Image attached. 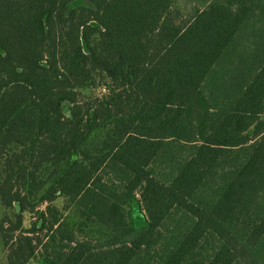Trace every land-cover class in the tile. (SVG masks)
Segmentation results:
<instances>
[{"label": "trees", "instance_id": "16d2710c", "mask_svg": "<svg viewBox=\"0 0 264 264\" xmlns=\"http://www.w3.org/2000/svg\"><path fill=\"white\" fill-rule=\"evenodd\" d=\"M263 112L264 0H0L8 264H264Z\"/></svg>", "mask_w": 264, "mask_h": 264}, {"label": "rangeland", "instance_id": "374dc122", "mask_svg": "<svg viewBox=\"0 0 264 264\" xmlns=\"http://www.w3.org/2000/svg\"><path fill=\"white\" fill-rule=\"evenodd\" d=\"M98 93H101V90H97ZM86 93V91H85ZM86 95V94H85ZM71 105L70 104H66L65 105V110L69 113ZM262 117L264 118V112L262 114ZM1 167H0V174H1ZM52 205L56 206L59 210V212L62 215H67V213L70 211V207H68V202L67 200L63 197V196H59L57 197ZM46 206V204H42L40 207V209H43ZM132 207H133V214H134V218H135V222L136 225L138 227H142L144 225V220L143 217L141 215V213L138 210V206H137V202H133L132 203ZM19 211V206L17 203H14L13 207H7L5 206L2 201L0 200V222L3 219H6L7 217L11 218V219H15V213ZM37 217V214L34 212H30V211H25L23 213V226L25 229L31 227L33 221H35ZM40 250L38 253H36V255L27 263V264H46L43 262L41 255H40ZM0 264H8V250L5 247L4 243H3V239L1 237L0 234Z\"/></svg>", "mask_w": 264, "mask_h": 264}]
</instances>
